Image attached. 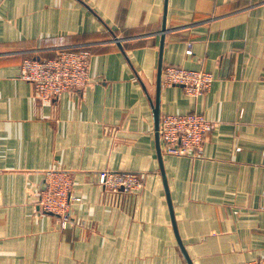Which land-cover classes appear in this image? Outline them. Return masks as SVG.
I'll return each mask as SVG.
<instances>
[{
  "label": "crops",
  "instance_id": "obj_1",
  "mask_svg": "<svg viewBox=\"0 0 264 264\" xmlns=\"http://www.w3.org/2000/svg\"><path fill=\"white\" fill-rule=\"evenodd\" d=\"M60 48L89 50L92 82L41 102L20 64ZM159 61L215 76L198 98L161 85L160 116L213 122L162 169ZM51 170L80 199L65 228L37 205ZM106 170L143 176L137 196L106 192ZM161 170L192 264L264 256V0H0V264H187Z\"/></svg>",
  "mask_w": 264,
  "mask_h": 264
},
{
  "label": "built area",
  "instance_id": "obj_2",
  "mask_svg": "<svg viewBox=\"0 0 264 264\" xmlns=\"http://www.w3.org/2000/svg\"><path fill=\"white\" fill-rule=\"evenodd\" d=\"M90 57L86 48H60L52 58L25 57L20 64V77L33 85L36 99L50 102L64 92L82 90L90 85ZM214 80L212 73L203 70L168 65L161 71V85L181 86L192 98L206 93ZM212 128L213 122L199 112L162 114L158 127L161 152L172 156H197ZM142 183L143 176L134 172H101L100 184L110 194L121 192L132 198ZM73 187L74 180L69 172L51 170L46 172L44 184L37 192L39 210L56 215L62 228L67 226L72 202L80 200L72 196ZM247 264H264V256Z\"/></svg>",
  "mask_w": 264,
  "mask_h": 264
},
{
  "label": "water",
  "instance_id": "obj_3",
  "mask_svg": "<svg viewBox=\"0 0 264 264\" xmlns=\"http://www.w3.org/2000/svg\"><path fill=\"white\" fill-rule=\"evenodd\" d=\"M162 29H163V31L165 30L164 27ZM161 71H162V64H161V61H159V65H158V69H157V81H156L157 94H156V97L154 99V102L151 103V104H152V111H153V115H154L155 139H156V145H157V151H158V158H159L160 166H161V169H162V161H161L162 160V156H161V151H160L159 134H158L159 117H160V113H159V90H160V87H161ZM161 171H162L163 178H164V186H165L166 195H167V202H168V205H169V208H170V212H171L172 223H173V228H174V231H175L176 240H177V243H178V245H179V247L181 249L182 254L184 255V257L186 259L187 264H192L188 254H187V252H186V250H185V248H184V246H183V244H182V242H181V240H180V238L178 236V233H177V230H176V226H175V222H174V218H173L171 201H170V197H169V193H168L166 179H165L163 170H161ZM45 213L49 214V215H54L51 212H45Z\"/></svg>",
  "mask_w": 264,
  "mask_h": 264
},
{
  "label": "rangeland",
  "instance_id": "obj_4",
  "mask_svg": "<svg viewBox=\"0 0 264 264\" xmlns=\"http://www.w3.org/2000/svg\"><path fill=\"white\" fill-rule=\"evenodd\" d=\"M23 60V59H22ZM213 84V83H212ZM212 86V85H211ZM211 88V87H210ZM210 90V89H209ZM208 90V91H209ZM99 177H100V179L99 180H101V174H99ZM100 183V182H99ZM101 185V184H100ZM102 186V185H101ZM142 186H143V183H142ZM142 188V187H141ZM141 188L139 189V191L141 190ZM138 191V192H139ZM138 192H136V194H135V196L134 197H132L133 199L137 196V194H138Z\"/></svg>",
  "mask_w": 264,
  "mask_h": 264
}]
</instances>
